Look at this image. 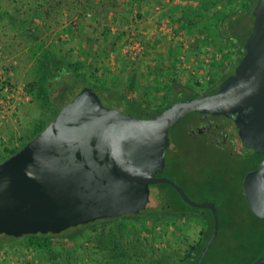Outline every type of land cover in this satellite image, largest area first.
<instances>
[{
    "label": "rangeland",
    "instance_id": "rangeland-1",
    "mask_svg": "<svg viewBox=\"0 0 264 264\" xmlns=\"http://www.w3.org/2000/svg\"><path fill=\"white\" fill-rule=\"evenodd\" d=\"M36 2L1 0V4L12 12L17 6L15 12L19 8L16 15L21 20L31 19L28 29L39 32L46 40V46L63 47V54L72 60L79 59L88 66L94 65L100 87L124 93L127 99L139 103L161 105L167 85L173 80L182 85H200L196 86L197 92L202 93L212 84H218L235 64L231 50L212 41L197 23V18L193 17V14L205 16L210 8L224 11L228 0H94L89 11L76 13L65 8L59 13L52 10L49 14L47 10L32 13L39 7ZM188 12L192 19L188 18ZM30 14L32 16L27 17ZM55 15L60 20L58 23ZM12 30L17 31V25H10L8 19L0 16V95H5L6 89L10 88L11 94L17 99L22 98L21 102L16 100L17 106L12 114L0 113V162L8 156L7 150L21 148L28 141L36 121L45 113L38 91L30 85L28 75L33 61H29L26 50L22 48L24 38L19 31ZM102 102L109 108L130 112L129 108L105 98ZM131 115L139 118L137 113ZM195 116L193 114L180 121L170 132L171 150L177 151L181 159L176 162L168 157V177L193 201L213 202L218 207V241L206 264H253L264 255V220H258L250 212L243 197L242 183L244 176L254 167L251 162H240L236 155L231 156L220 151L219 147L209 145L205 139L192 140L189 133L197 130L196 127L189 128L196 122ZM26 133L29 135L24 137ZM228 180L230 185L225 183ZM160 185L156 188L165 199L158 201L153 194L149 204L136 203L134 210H155L166 204L177 210L188 209L170 187ZM136 214L132 212L130 217ZM196 220V217L193 221L181 220L166 227V224L153 221L140 225L128 217L119 220V229L114 223L110 225L114 226L113 230L105 233H110L108 238L119 233V241H125L124 244L131 238L134 243L135 240L139 244L148 243L150 251L161 249L162 254L161 251L169 247L170 238L181 237L185 230L191 241L198 239L202 226ZM83 232L80 241L84 252L76 264H103L95 259L106 254L110 256L109 252L103 254L91 249L97 242V232L92 228ZM161 232L165 238L159 239ZM78 243V240L62 236L53 245L59 249H77ZM154 259L159 261L162 258L158 254ZM47 262L58 264L56 256L49 257L24 247L20 241L0 242V264ZM145 263L137 255L128 261V264Z\"/></svg>",
    "mask_w": 264,
    "mask_h": 264
},
{
    "label": "water",
    "instance_id": "water-1",
    "mask_svg": "<svg viewBox=\"0 0 264 264\" xmlns=\"http://www.w3.org/2000/svg\"><path fill=\"white\" fill-rule=\"evenodd\" d=\"M253 16L245 55L215 94L178 101L144 119L105 106L90 87L79 92L0 164V236L59 235L124 217L150 201L152 186L167 184L190 207L212 212L213 232L196 263L203 264L219 235L217 205L193 201L164 176L170 132L194 113L231 119L243 146L263 155L246 175L244 191L251 211L264 219V0ZM253 264H264V255Z\"/></svg>",
    "mask_w": 264,
    "mask_h": 264
},
{
    "label": "trees",
    "instance_id": "trees-1",
    "mask_svg": "<svg viewBox=\"0 0 264 264\" xmlns=\"http://www.w3.org/2000/svg\"><path fill=\"white\" fill-rule=\"evenodd\" d=\"M93 1L94 0H40L39 2L37 0L36 6L39 7L33 9L31 12L38 14V12H40L38 10H41V12L47 10L46 13L49 14L50 11L55 10L59 13L66 8L70 12L78 13L79 10H91L94 5ZM257 1L258 0H228V7L224 11L210 8L211 10L206 13L205 16L193 14V17L195 16L197 18V23L212 41L220 43L226 49L231 50V55L234 58L235 64L230 68L231 70L224 74L218 84H212L204 89L202 93L197 92V87L200 85H196L197 87L192 85H182L177 80H173L171 84L167 85V93L163 98L161 105H157L156 107L154 106V103H139L132 99H127L126 96L120 92L118 93L110 88L100 87L96 81V68L93 67L94 65L91 64V66H88L85 62H82L79 59L72 60L66 54H63V47L56 48L54 46H46L47 42L41 38L42 35L39 32L28 29L30 28L31 19L27 18L21 20V18L16 15L19 8L16 9L17 12H15L17 6L13 8L14 12H12L2 5L0 0V16L2 19H8L10 25H17V31H19L24 38L22 48L26 50V55L28 56L29 61H33L28 75L29 79H31L30 85L31 88L38 91L39 98L45 106V109L43 108L45 111L44 116L36 121L30 135L28 133L25 134L24 137L29 135L28 141L24 142L21 148L34 140L51 123V121L57 117L61 109L79 92L87 87L92 88L100 96L101 100L105 98L109 102H115L119 106L129 108V113H137L139 118L144 119H149L160 114L178 101L215 94L218 91L220 84L234 74L237 66L245 55V43L253 30V11ZM75 4L77 5L75 6ZM72 5H74V9L72 8ZM31 16L32 14L27 17ZM187 16L189 19H192L191 13L188 12ZM59 21L58 16L55 15V22L58 23ZM48 27H50V24ZM12 31L17 32L16 30ZM7 34L10 38V33ZM19 45H21V43ZM24 141H26V139ZM21 148L7 150L6 153L8 156L4 158L0 164L18 153ZM257 163L258 160L256 161V165ZM164 185L166 184L160 186ZM170 189L179 196L172 187H170ZM161 195H163V193H161ZM179 198L188 209L177 210L171 205L166 204L161 210H151L148 208L140 209L138 211H132L137 213L136 216L130 217V214L132 213L130 212V214L124 217L100 220L95 223L69 229L59 235L38 234L28 235L21 238L1 235L0 242L10 243L20 241V244L24 247L32 248L49 257L56 256L58 264H76L79 261L81 253L84 252L83 249H81L82 245L80 241L81 236L84 233L83 231L92 228L97 232V242L95 241V243L92 244V251L97 249L103 254L106 252H109L110 254V256H107L106 254L103 255L101 259H95L103 264H128V261L134 255H137L140 261H145V264H196L200 253L211 238L214 227L213 215L210 210L192 208L187 205L180 196ZM168 206H170V208H168ZM250 212L258 220H264L254 215L251 209ZM128 217L132 218L140 225L145 221H153L154 223L161 222L166 224V227L173 224L176 225L181 220L193 221L196 217L198 218L196 221L200 223L202 227H200L198 239L193 241L190 240L189 233L186 230L181 237L175 239L170 238L169 242H171L169 243V247L164 251L162 250L161 254L159 251L161 249H153V251H150L148 243L139 244L137 243V240H135L134 243L132 238L127 242L128 245L124 244L125 241H119V233H116L113 238H108L110 233H105V231L114 227L110 225L116 223V228L119 229V220H124ZM125 232L127 233L128 231L125 230ZM62 236H66L68 240H78L80 242V244L78 243L79 247L77 249H59L54 247L53 242L62 238ZM158 238H165V234H162L161 232ZM217 241L218 237L207 253L203 264H206L208 259L212 256ZM55 253L57 254L55 255ZM158 254L161 255L162 259L156 261L154 255ZM47 264L49 263L47 262Z\"/></svg>",
    "mask_w": 264,
    "mask_h": 264
},
{
    "label": "flooded vegetation",
    "instance_id": "flooded-vegetation-1",
    "mask_svg": "<svg viewBox=\"0 0 264 264\" xmlns=\"http://www.w3.org/2000/svg\"><path fill=\"white\" fill-rule=\"evenodd\" d=\"M194 114H198V113H194ZM194 118L196 119V122H194L190 126L189 130L191 128L193 129L194 127H196L197 131L191 130V132L189 133L190 138L192 140L205 139L209 145L219 147L220 151L225 152L226 154L229 153V155L231 156L236 155V157L238 158L240 162H245V163L251 162L254 167L252 171L258 168L263 155L256 153L255 151L243 146L241 139L235 130L234 123L231 119H228L223 116L216 117V116H207V115H202V114H198ZM171 146L172 144L168 148L167 155H166L167 167H168V157H170L171 160L175 159L176 161L181 159L180 154L177 151L173 149L174 152H172L173 150H171ZM257 160H258V163L256 165ZM167 167H166V174L164 175L166 177H168ZM160 176L162 177V175ZM245 177L246 176H244V179ZM244 179L242 183L243 197L247 201L246 194L244 191ZM225 183L226 185H230L229 180L225 181ZM157 185H160V184H157ZM157 185H154L151 187L150 201H151V197L153 196V194L155 195V198L158 201L161 199H165V197L161 195L159 190H157L156 188ZM217 196H220L221 198L226 197V196H221V195H217ZM150 201L148 202V204L150 203ZM168 208H170V206H168ZM157 209L161 210L162 208H157ZM219 217H220V214H219Z\"/></svg>",
    "mask_w": 264,
    "mask_h": 264
},
{
    "label": "built area",
    "instance_id": "built-area-1",
    "mask_svg": "<svg viewBox=\"0 0 264 264\" xmlns=\"http://www.w3.org/2000/svg\"><path fill=\"white\" fill-rule=\"evenodd\" d=\"M6 81V79H4ZM9 82V79L7 80ZM10 88L6 89L5 95H0V113L12 114L17 106L16 100L22 101V98H16L14 94H11Z\"/></svg>",
    "mask_w": 264,
    "mask_h": 264
},
{
    "label": "crops",
    "instance_id": "crops-1",
    "mask_svg": "<svg viewBox=\"0 0 264 264\" xmlns=\"http://www.w3.org/2000/svg\"><path fill=\"white\" fill-rule=\"evenodd\" d=\"M119 92V91H118ZM122 94H124V93H122Z\"/></svg>",
    "mask_w": 264,
    "mask_h": 264
}]
</instances>
